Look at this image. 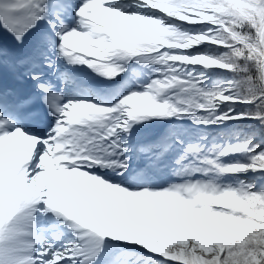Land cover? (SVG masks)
Instances as JSON below:
<instances>
[{
    "label": "snow or ice",
    "instance_id": "6c2138e0",
    "mask_svg": "<svg viewBox=\"0 0 264 264\" xmlns=\"http://www.w3.org/2000/svg\"><path fill=\"white\" fill-rule=\"evenodd\" d=\"M0 264H264V0H0Z\"/></svg>",
    "mask_w": 264,
    "mask_h": 264
}]
</instances>
